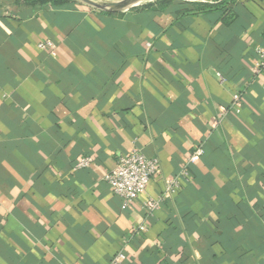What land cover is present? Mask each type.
Masks as SVG:
<instances>
[{
	"label": "crops",
	"instance_id": "crops-1",
	"mask_svg": "<svg viewBox=\"0 0 264 264\" xmlns=\"http://www.w3.org/2000/svg\"><path fill=\"white\" fill-rule=\"evenodd\" d=\"M257 47L264 0H0V264H264ZM135 150L160 168L122 210L104 176Z\"/></svg>",
	"mask_w": 264,
	"mask_h": 264
},
{
	"label": "built area",
	"instance_id": "built-area-1",
	"mask_svg": "<svg viewBox=\"0 0 264 264\" xmlns=\"http://www.w3.org/2000/svg\"><path fill=\"white\" fill-rule=\"evenodd\" d=\"M37 48L41 51H49V54L55 56L54 45L50 41L38 44ZM257 57L254 62V71L256 73L264 72V49L257 47L254 49ZM231 112L239 113L241 109V95L234 93L230 103ZM201 154L196 150L190 158V162H195ZM92 159L89 157L81 158L77 161L75 169H84L90 167ZM160 168L157 158H146L138 151H133L128 155L121 156L117 159L116 165L112 171L104 176L105 183L109 186L114 196L121 200V209H126L129 205L145 191L151 179L158 173ZM189 176L188 172L182 170L176 179L166 183L165 192L168 196L175 194L180 188V181ZM148 209L156 207V204H147ZM144 230L143 227L139 228ZM123 255L115 259V263L124 260Z\"/></svg>",
	"mask_w": 264,
	"mask_h": 264
},
{
	"label": "water",
	"instance_id": "water-1",
	"mask_svg": "<svg viewBox=\"0 0 264 264\" xmlns=\"http://www.w3.org/2000/svg\"><path fill=\"white\" fill-rule=\"evenodd\" d=\"M94 11L105 14H120L133 10L142 4L154 3L158 0H75Z\"/></svg>",
	"mask_w": 264,
	"mask_h": 264
},
{
	"label": "trees",
	"instance_id": "trees-1",
	"mask_svg": "<svg viewBox=\"0 0 264 264\" xmlns=\"http://www.w3.org/2000/svg\"><path fill=\"white\" fill-rule=\"evenodd\" d=\"M16 5H24L33 9H39L46 5L61 7L69 3H77L75 0H8Z\"/></svg>",
	"mask_w": 264,
	"mask_h": 264
},
{
	"label": "rangeland",
	"instance_id": "rangeland-1",
	"mask_svg": "<svg viewBox=\"0 0 264 264\" xmlns=\"http://www.w3.org/2000/svg\"><path fill=\"white\" fill-rule=\"evenodd\" d=\"M110 1H113V0H110ZM143 5V4H142Z\"/></svg>",
	"mask_w": 264,
	"mask_h": 264
}]
</instances>
